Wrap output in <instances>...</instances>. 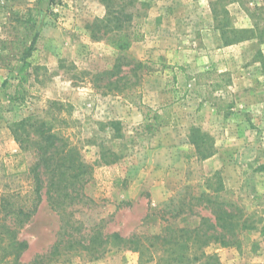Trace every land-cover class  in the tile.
<instances>
[{"label":"rangeland","instance_id":"obj_1","mask_svg":"<svg viewBox=\"0 0 264 264\" xmlns=\"http://www.w3.org/2000/svg\"><path fill=\"white\" fill-rule=\"evenodd\" d=\"M130 2L134 18L108 32L104 0H0V197L35 203L36 129L20 130L26 147L14 133L33 118L91 167L61 205L43 175L37 213L4 220L11 235L0 221V264H264V43L252 38L264 31V0L117 3ZM121 32L133 41L125 53L111 44ZM202 194L243 210L237 241L197 244L189 260L182 244L162 250L156 236L214 219L205 203L182 215V200ZM114 234L147 236L148 250Z\"/></svg>","mask_w":264,"mask_h":264},{"label":"trees","instance_id":"obj_2","mask_svg":"<svg viewBox=\"0 0 264 264\" xmlns=\"http://www.w3.org/2000/svg\"><path fill=\"white\" fill-rule=\"evenodd\" d=\"M108 4L109 14L107 20H102L98 26L102 29H106L108 32H112L115 29H121L125 22L131 21L134 17V13L131 12V9L134 8L133 3H125L122 6H119L117 2L121 0H104ZM130 8V9H129ZM30 18L26 21V25L30 27V24L34 25V14L30 12ZM97 25V22L95 23ZM115 25V27H112ZM105 31V33H107ZM227 30L223 32V34H227ZM248 30L246 33H250ZM232 33H238L233 31ZM245 33V32H242ZM254 33V31H253ZM250 38V37H248ZM253 39H258L260 43H264V31H262L261 35H254ZM244 39V38H243ZM131 35L128 33L121 32L116 34L114 41L111 44L120 52H127L132 44ZM238 42V40L229 41L226 37V43L232 44ZM31 47L26 49L24 52V56L22 60H24L23 67L20 71L21 78H24L23 73L30 66L27 62H25V58L29 57ZM122 67L121 64H117L115 69L108 72L106 74L107 85H111L115 82L111 81L115 75L118 74L119 69ZM105 78L102 75H97L95 79L98 81H104ZM6 82V81H5ZM30 121L34 122H21L16 126V130L14 133L19 134L20 130H25V128H34L36 129V135L38 139L36 140V150H37V161L30 168V173L33 177L35 190L34 193L36 195L35 203L29 210H24L23 208H18L15 206V203L11 200H8L6 197H0V221L1 226L5 228L6 235L13 234V231L10 229L6 230V226L3 224L4 220L9 218L17 217L22 218V220H29L32 218L34 214L37 213L38 207L42 202V189L44 186L43 175H48L49 184L48 187L53 190L54 194L61 193L60 205L64 203L62 196L69 197L67 193H65L68 189L75 188L78 184L81 183L84 176L90 175L89 165L81 162L78 159L77 153L74 148L67 149L68 142L64 137H61L58 132L54 131L53 126L50 121L38 123L37 119L33 118ZM16 134V135H17ZM18 140L23 146H27L26 142L29 138L28 134L25 136L22 133V136L19 134ZM212 155V153H204L203 158H207ZM52 198V197H50ZM202 204L205 203V207L209 208L214 216V219H210L208 217H203L201 223L198 227L194 229L190 228H182L179 230V235L172 239V236L166 234L164 236H156L157 240H160L162 250H166L167 245L182 244V259L189 260V249L198 247H205L211 241L220 242L224 246H228L229 244H234L237 239V229L240 226L239 222L242 220L243 210L238 208V206L234 205L233 202L226 201L223 197H214V195H205L202 194L200 197H191L190 203H186V198L182 200V215L185 212L186 206H191V203ZM3 214V217L1 216ZM16 219V218H15ZM248 218L244 221V224L247 222ZM112 237L123 243L124 245L136 246V251H147L148 247H145V241L149 239V237L145 236V239L142 237L139 239L137 236H132L129 239L122 238L119 234H114ZM97 239V238H96ZM1 240V239H0ZM13 242V241H12ZM29 246L24 242H15L12 244V248L14 250L25 249ZM61 254V246H55L53 252L51 253V257L54 258L57 255ZM101 255L96 256L95 258H99ZM204 256V255H203ZM207 259L212 260V256H205ZM34 264H39L35 262ZM214 264V263H213Z\"/></svg>","mask_w":264,"mask_h":264}]
</instances>
